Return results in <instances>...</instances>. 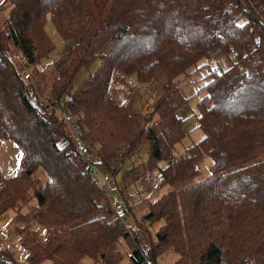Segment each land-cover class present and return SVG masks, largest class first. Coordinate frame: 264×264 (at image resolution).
<instances>
[{"label": "trees", "instance_id": "obj_1", "mask_svg": "<svg viewBox=\"0 0 264 264\" xmlns=\"http://www.w3.org/2000/svg\"><path fill=\"white\" fill-rule=\"evenodd\" d=\"M9 2L6 38L18 70L0 44V139L12 141L21 157L18 172L0 181V213L14 210L16 222L45 227L42 238L21 242L25 264H119L122 239L134 264H154L169 249L177 255L173 264H264V159L174 189L197 177L204 154L210 169H219L264 153V29L258 28L264 0ZM47 17L75 44L40 68L51 49ZM222 55L232 58L226 69L209 70L198 91L181 94L180 83L202 60ZM93 61L95 72L72 88L78 70ZM133 72L162 89L146 116L133 109L132 91L124 100L116 94L117 83ZM38 85L47 86L46 98L38 99ZM30 87L43 107L60 108L63 100L75 122L43 114L28 97ZM199 92H205L197 102L203 138L174 158L182 137L176 112ZM71 131L89 148L84 159L72 155ZM142 149L146 160L140 171L127 172L124 188L139 183L148 200L156 179L155 191L168 189L147 204L144 220L163 221L147 252L91 171L102 165L113 175L118 151L123 165ZM0 264L19 263L0 252Z\"/></svg>", "mask_w": 264, "mask_h": 264}, {"label": "rangeland", "instance_id": "obj_2", "mask_svg": "<svg viewBox=\"0 0 264 264\" xmlns=\"http://www.w3.org/2000/svg\"><path fill=\"white\" fill-rule=\"evenodd\" d=\"M12 7L13 5L10 4L9 0H0V44L18 70V58H15L16 50L13 46H11L9 40L6 38L8 29L5 20L8 19ZM43 29L51 44V49L40 59L38 64V67L40 68L47 67L48 64L52 63L63 54L69 53L75 44L74 38H64L58 33L50 17L46 18L43 24ZM231 59V57L227 58L222 55L208 61L202 60L200 64L204 63V66L196 69V71L191 73L189 78L187 77L180 83L179 88L181 94L189 96L196 90L198 91L206 82L204 76L209 70L220 72L229 66V61ZM98 64V61H93L88 66L81 67L72 82V88H75L82 82V80L93 74L97 69ZM157 75L158 78L163 77L160 72H158ZM24 77L26 79L28 78V75L25 72ZM116 88V94L120 97V100H124V96L129 94V91H132V107L138 114L143 116H146L150 112L153 104L158 99L162 91L159 81L139 82L138 77L134 72L127 75L123 81L118 82ZM38 92L40 94L37 96L38 99L39 96L46 98L48 96L47 86L38 85ZM27 93L30 101L43 114H52L58 122H60L63 117L67 118L70 124L75 122L76 117H70V112L64 107L63 100L60 102V108H55L53 111L51 106L43 107L40 103H38L37 97L31 87ZM204 95L205 92L197 93L195 98H192L189 103L181 106L176 112V116L182 121V137L173 146L171 154L174 158L178 157L185 149L203 138V131L198 126L197 102ZM90 154L91 153L89 151L88 155ZM20 157V151L12 141L0 139V181L4 178L13 176L18 172ZM263 159L264 153H260L247 159L228 164L219 169H210L211 160L208 155L204 154L197 164V177L178 185L174 189L177 190L189 187L190 185L226 174L232 170L248 166ZM94 160L96 163L98 162L95 155ZM145 160L146 152L143 149L139 150L125 159L123 165H121L118 171L113 175H110L111 173L106 170L105 166L97 165L98 171L108 178V195L104 192L101 177L98 174H95L96 183L99 187H101L102 194L108 197V200L115 209V212L122 218L126 227L135 237V241L142 252H147L149 250L151 241H154L156 232L163 225L162 220L150 223H147L144 220L143 217L148 213L147 204L149 201L156 199L157 196H160L163 192L168 190L167 187H164L160 191H155L158 183V180L156 179L148 191L150 196L148 200L145 194L146 189L144 187L141 188L139 183L124 188V176L131 170L132 167H134V171H140ZM163 164L164 162H161L159 165ZM36 175L40 177L42 181L46 178L41 169L37 171ZM14 216V210H8L0 213V230H4L8 234L7 239L0 238V252L11 253L16 262L19 264H25V250L23 249L21 242L24 239L30 240L31 238H42L45 227L36 223H30L28 225L18 223L14 220ZM118 249L121 253L119 264H134L130 259V246L127 241L123 239L120 240ZM176 259L177 255L169 249L158 255L154 264H173ZM82 262L83 264H86L88 259H84Z\"/></svg>", "mask_w": 264, "mask_h": 264}, {"label": "built area", "instance_id": "obj_3", "mask_svg": "<svg viewBox=\"0 0 264 264\" xmlns=\"http://www.w3.org/2000/svg\"><path fill=\"white\" fill-rule=\"evenodd\" d=\"M258 28L260 29H264V24L261 23ZM239 70H242V67L239 66L238 67ZM73 133V137H72V142H73V148H72V155L77 157V158H83L88 155L89 153V148L88 146L85 144V142L79 138L77 136V134L74 133V131H71ZM68 144V143H66ZM123 154V150H120L118 151L117 153V158L114 159V161H117L116 162V165L114 167H120L122 165V159H120V157L122 156ZM113 167V169H114ZM91 171H92V174L95 175V174H98L100 177H101V180L103 182V188H104V192L106 193V195L109 194V187H108V178L106 176H104L103 174H101L100 172H98L95 168L91 167ZM0 238L1 239H7L8 238V234L4 231V230H0Z\"/></svg>", "mask_w": 264, "mask_h": 264}]
</instances>
